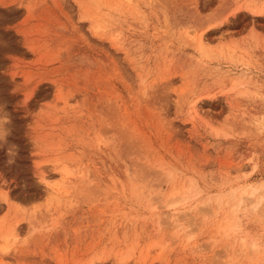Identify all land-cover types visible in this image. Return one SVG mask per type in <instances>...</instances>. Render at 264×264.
Wrapping results in <instances>:
<instances>
[{
  "label": "rangeland",
  "instance_id": "1",
  "mask_svg": "<svg viewBox=\"0 0 264 264\" xmlns=\"http://www.w3.org/2000/svg\"><path fill=\"white\" fill-rule=\"evenodd\" d=\"M0 106V264H262L264 0H0Z\"/></svg>",
  "mask_w": 264,
  "mask_h": 264
},
{
  "label": "clouds",
  "instance_id": "2",
  "mask_svg": "<svg viewBox=\"0 0 264 264\" xmlns=\"http://www.w3.org/2000/svg\"><path fill=\"white\" fill-rule=\"evenodd\" d=\"M3 107L0 106V111ZM10 123L8 116H0V149L7 142L9 130L6 125ZM264 133V122L258 125ZM8 163L15 162L18 155V146L7 148ZM224 213V223L221 228L223 239L242 245L246 251L255 252L264 264V240L246 232L244 220L251 216H260L264 213V183L243 185L231 191H222L210 198Z\"/></svg>",
  "mask_w": 264,
  "mask_h": 264
},
{
  "label": "bare ground",
  "instance_id": "3",
  "mask_svg": "<svg viewBox=\"0 0 264 264\" xmlns=\"http://www.w3.org/2000/svg\"><path fill=\"white\" fill-rule=\"evenodd\" d=\"M205 32H203L202 34H201V36H200V45H202L203 47L205 46V45H207L209 42V39H208V37H206V35L204 34ZM195 106V105H194ZM167 204V203H166ZM126 256V255H125ZM126 259V258H125Z\"/></svg>",
  "mask_w": 264,
  "mask_h": 264
}]
</instances>
